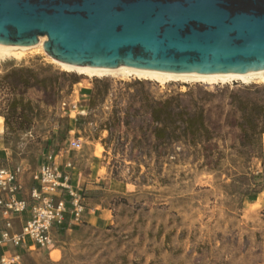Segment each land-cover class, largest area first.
Returning <instances> with one entry per match:
<instances>
[{
    "label": "rangeland",
    "instance_id": "rangeland-1",
    "mask_svg": "<svg viewBox=\"0 0 264 264\" xmlns=\"http://www.w3.org/2000/svg\"><path fill=\"white\" fill-rule=\"evenodd\" d=\"M21 68L34 70L40 85L10 86L5 76ZM135 81L156 100L190 91L204 98L219 162L206 165L200 152L182 144L175 148L183 154L170 160H157L150 148L152 155L139 161L138 133L127 128H116L104 146L113 110L141 89L127 86ZM263 88L87 77L38 50L0 59V167L24 170L28 198L32 174L51 146L72 163V184L85 196L87 223L55 230L50 249L18 250V264H264V135L243 140L238 128L225 124L235 93L263 102ZM67 139L81 140V150H69Z\"/></svg>",
    "mask_w": 264,
    "mask_h": 264
},
{
    "label": "water",
    "instance_id": "water-1",
    "mask_svg": "<svg viewBox=\"0 0 264 264\" xmlns=\"http://www.w3.org/2000/svg\"><path fill=\"white\" fill-rule=\"evenodd\" d=\"M71 65L264 70V0H0V44Z\"/></svg>",
    "mask_w": 264,
    "mask_h": 264
},
{
    "label": "trees",
    "instance_id": "trees-1",
    "mask_svg": "<svg viewBox=\"0 0 264 264\" xmlns=\"http://www.w3.org/2000/svg\"><path fill=\"white\" fill-rule=\"evenodd\" d=\"M5 79L15 88L31 89L40 85L38 75L30 68L12 70ZM74 83L78 81L75 80ZM127 86L141 89L131 96L132 102L127 106L123 108L116 106L113 110L112 117L104 128L108 133V137L102 141L104 146L112 141L116 128H127L138 133L133 143L140 149L137 156L139 161L145 156L152 155L149 152L150 148L157 160H170L182 153L177 152L175 148L176 145L182 144L187 147V151L192 149L195 153L200 152L206 165H215L219 162L220 154L217 145L213 142L216 138V128L210 124V118L203 104L204 98L196 99L190 91L187 94H172L156 100L145 90L142 82L135 81ZM204 95L213 96L209 92H204ZM20 103L18 100L13 101L11 108L17 111ZM230 107L231 111L226 116L225 124L228 127L238 128L241 139L248 140L264 135V101L245 100L235 93L231 98ZM68 141L69 139L66 143ZM50 149L51 146H48L47 152ZM35 186L37 184L33 182V187ZM81 196L85 200L84 194ZM68 223L67 218L61 231L69 228ZM82 223H87L84 217ZM73 226L79 225H72L71 228ZM10 250H0V256Z\"/></svg>",
    "mask_w": 264,
    "mask_h": 264
},
{
    "label": "built area",
    "instance_id": "built-area-1",
    "mask_svg": "<svg viewBox=\"0 0 264 264\" xmlns=\"http://www.w3.org/2000/svg\"><path fill=\"white\" fill-rule=\"evenodd\" d=\"M68 149L80 151L81 140L70 139ZM61 151L50 149L44 162L32 174L37 186L28 198L23 196L24 170L20 166L0 167V250H47L55 243L54 231L61 230L66 219L69 228L83 221L86 208L81 194L73 187L72 163L60 164ZM27 218L20 232L15 231L19 216ZM20 256H0V264H18Z\"/></svg>",
    "mask_w": 264,
    "mask_h": 264
},
{
    "label": "bare ground",
    "instance_id": "bare-ground-1",
    "mask_svg": "<svg viewBox=\"0 0 264 264\" xmlns=\"http://www.w3.org/2000/svg\"><path fill=\"white\" fill-rule=\"evenodd\" d=\"M47 37H41L39 43L33 47H14L0 44V59L12 57L16 52L43 51ZM46 53V52H45ZM47 54V53H46ZM21 55V54H20ZM48 55V54H47ZM49 56V55H48ZM50 57V56H49ZM51 58V57H50ZM53 62L59 64L68 72H76L87 77H114L120 79L136 78L152 80L160 83L177 82L181 84L201 83L206 85L227 84L241 82L243 84L258 83L264 84V70L250 73H231V74H188V73H169L163 71H151L138 69L128 66L117 68H102L90 65L80 66L59 62L51 58Z\"/></svg>",
    "mask_w": 264,
    "mask_h": 264
},
{
    "label": "crops",
    "instance_id": "crops-1",
    "mask_svg": "<svg viewBox=\"0 0 264 264\" xmlns=\"http://www.w3.org/2000/svg\"><path fill=\"white\" fill-rule=\"evenodd\" d=\"M0 127H1V125H0ZM66 156L65 155H63V156H61L60 157V164H61V166H62V168H63V170H65V164L67 163H65V161H68V159L67 158H65ZM67 171H69V170H67ZM74 181V178H73V176H72V182ZM74 187V186H73ZM86 188H89V185L86 187ZM30 189H32V187L30 188ZM26 190H28L27 191V194L29 195V187L27 186V188H26ZM24 196V195H23ZM24 197H26L27 198V195L26 196H24ZM85 200H83V202H84ZM95 212V209H90V213H89V215H88V219L90 220L91 218H92V215H93V213ZM26 218H27V216L26 215H23V216H19L18 218H17V220L14 222L15 223V231H17V232H20L21 231V228H22V226H23V224H24V222H25V220H26ZM97 218V217H96ZM28 251V250H27ZM20 252V251H19ZM19 252H16V254L15 255H19ZM20 256V255H19ZM21 257V256H20Z\"/></svg>",
    "mask_w": 264,
    "mask_h": 264
}]
</instances>
